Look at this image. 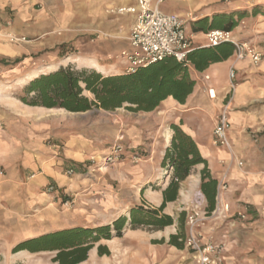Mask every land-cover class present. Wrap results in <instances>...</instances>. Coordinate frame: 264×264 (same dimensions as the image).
Returning <instances> with one entry per match:
<instances>
[{
    "label": "crops",
    "instance_id": "0c3cea01",
    "mask_svg": "<svg viewBox=\"0 0 264 264\" xmlns=\"http://www.w3.org/2000/svg\"><path fill=\"white\" fill-rule=\"evenodd\" d=\"M49 1L0 0L3 19L15 13L7 31L32 40L28 42L31 43L28 48L21 47V52L10 47L0 48V56L10 52L18 53L17 57L27 55L29 51L41 53L79 37L77 33L59 34L55 29L48 30L55 23L52 19H34L35 14L31 13L34 3ZM86 5L92 14L98 6L129 7L136 5V0H86ZM159 8L168 14L191 18L188 31L195 48H207L208 42L205 33L193 32L191 22L205 18L211 21L218 14L242 13L234 33L251 42L264 38L260 35L264 32V0H178L166 1ZM102 15L104 29L110 30L116 25L106 20L109 16ZM121 21L123 27L118 28L121 31L100 37L108 48H114L107 50L115 55L128 47L129 32L126 33L124 23L129 29L133 18L122 16ZM100 60L99 56L83 55L69 57L60 63L95 69L104 76L125 71L116 66H103ZM58 65L44 66L20 81L0 85V251L12 250L22 242L62 230L111 224L121 217L117 213H123L131 201L140 203L144 200L159 207L163 202L162 191L168 187L172 176L171 173L166 182L159 183L163 178L165 151L174 134L171 124H176L196 142L218 183L226 180L229 189L221 193L220 204L229 205L231 215L246 214L244 220L235 218L234 228L206 221L201 228L203 242L227 244L222 253V264H264V60L254 65L249 60L236 62L233 55L226 61L210 64L203 72L189 66L196 85L186 103L179 104L169 98L150 113L134 114L117 109L74 114L63 109L31 107L19 101L23 86L42 74L56 71ZM232 66L236 68L237 88L229 113L232 125L229 137L233 147L230 152L214 146L213 130L216 117L225 105ZM120 136L124 137L125 158L119 164L105 168L100 176L104 185L118 184L117 194L112 186L97 191L94 183L91 182V186L82 177L67 175L69 169L82 173L92 157L99 159L107 155ZM136 149L140 150L139 154L135 153ZM134 156H142L137 165L133 162ZM240 161L244 163L243 167L238 166ZM203 169V165L197 166L181 184L180 198L167 205L166 214L175 217L190 207L191 201L201 193ZM156 183L158 189H147V185ZM50 186L55 187L53 193L48 192ZM94 192L96 196L92 197ZM78 195L89 202L84 210H64L67 198ZM165 232L126 228L121 238L96 244L87 261L81 264H195L194 254L188 249L167 245L170 236L175 235L176 227H167ZM158 241L165 244L159 245ZM99 246H106L110 255L99 256ZM47 254L54 255L52 261L56 252L22 251L13 256L23 261Z\"/></svg>",
    "mask_w": 264,
    "mask_h": 264
},
{
    "label": "trees",
    "instance_id": "16d2710c",
    "mask_svg": "<svg viewBox=\"0 0 264 264\" xmlns=\"http://www.w3.org/2000/svg\"><path fill=\"white\" fill-rule=\"evenodd\" d=\"M256 12V11H255ZM240 12L218 14L210 21L208 18L191 22L194 33L210 31H234ZM66 45L58 47L53 53L59 58H69L65 53ZM235 47L231 43H222L216 47L195 48L187 62H178L167 58L135 74L125 71L120 74L104 76L95 69L78 68L75 65L59 66L56 71L42 74L29 81L19 95L23 104L47 109H63L69 113L82 114L98 109L116 111L126 108L135 113H150L158 110L163 102L173 98L179 104H185L193 93L196 82L191 78L189 66L196 71H205L210 64L228 60L234 55ZM22 60H16L15 65ZM8 64L0 61V68ZM174 134L165 151L162 167L172 173L168 187L162 191L163 202L159 207L146 208L134 204L130 212L132 228L147 227L151 231H161L177 225V234L171 235L169 245L184 248L187 235L186 212H180L177 219L165 213L167 205L179 200L181 184L186 181L194 169L203 165L201 171V192L207 200V212L216 207L218 181L208 168L196 142L187 135L180 125L171 124ZM158 189V188H157ZM128 223L122 216L112 224L94 228L76 227L46 234L25 242L12 249V254L22 251L30 253L56 252L53 264H81L87 261L89 252L102 240L121 238ZM99 256H109L106 246H99Z\"/></svg>",
    "mask_w": 264,
    "mask_h": 264
},
{
    "label": "built area",
    "instance_id": "2783aa9c",
    "mask_svg": "<svg viewBox=\"0 0 264 264\" xmlns=\"http://www.w3.org/2000/svg\"><path fill=\"white\" fill-rule=\"evenodd\" d=\"M166 1L178 0H136V5L129 7H116L109 10V13L119 16H132L133 21L127 38L128 47L121 51L116 57L125 67V72L135 74L143 68L159 63L167 58H174L178 62H187L188 55L195 49L192 42V35L188 31L186 18L175 14L163 12L159 6ZM208 47H216L222 43H231L235 47V61L249 60L257 65L264 60V54L249 42H242L234 31L214 30L206 34ZM236 68L232 66L229 72L230 87L225 98L223 110L216 117L213 130V144L216 147L232 151V143L229 131L232 128L229 113L231 103L235 95L237 84L235 82ZM209 77H206L208 80ZM212 91H210L211 93ZM215 98V95H211ZM125 158L124 137L116 138L111 146L110 152L101 158L92 157V164H99L103 167L118 164ZM140 161L139 156L133 157V162ZM238 166L243 167V162H238ZM75 169L67 171L68 176L76 174ZM229 186L226 180L218 183L216 207L212 212H207L204 208L207 200L202 194H198L193 202V208L186 218L187 235L185 239L186 248L194 254L195 264H222V253L226 250L227 244L203 242L201 228L206 221L213 220L229 228L235 227V218L244 220L246 214L238 212L231 215L229 205H221V193L227 191ZM55 191L54 186L48 188L49 193ZM69 201H65V206H69Z\"/></svg>",
    "mask_w": 264,
    "mask_h": 264
},
{
    "label": "rangeland",
    "instance_id": "374dc122",
    "mask_svg": "<svg viewBox=\"0 0 264 264\" xmlns=\"http://www.w3.org/2000/svg\"><path fill=\"white\" fill-rule=\"evenodd\" d=\"M71 1L60 0L61 4L57 0H50L49 1L50 3L49 2L34 3V5L31 8V13L33 12V14H35V16H36V18H34L35 20H39V21L40 20L41 21H44V20L49 21L50 19L54 20L55 21L54 25L52 26V28H48V30L55 29L59 32V34H62V33H65V34L77 33V34H79V37L76 38L74 41L64 44L67 46L65 49V53L67 54V57L68 56L69 57L83 56V55L99 56V57H101L100 62L102 63L103 66H108V67H115L116 66L115 68L119 69L120 71L125 70V67L121 64V62H119L116 59V57L118 55L117 54L115 55L111 52L110 53L108 52L109 49L112 50L114 48H108L109 46L104 44V42L100 39V37H103V36L108 37V36L112 35V33L115 30H116V32L117 31L119 32L122 30V29H118L120 27L121 28L123 27V26H121L122 25L121 24L122 23V21H121L122 16L109 13L110 9L116 8V7L115 6H110V7L98 6L97 9L94 12H92V14H91V12H90L91 8L88 5H86V0H71ZM13 14H15V13H10L9 18H7V19H3L0 16V20H1L0 21V44H3L0 48H9L10 47V49L13 48L16 52L17 51L21 52L20 51L21 47L22 48L23 47L28 48V46H31V43H28V42H31L32 40H30L28 38H23L19 34H13V33L7 31L9 28H11L12 21L15 19V15H13ZM102 14L109 16V17H106V20L111 21L114 25L116 24L110 30L108 29L109 31L113 30L111 33L108 30L103 28V25H102L103 15ZM88 16L89 17L91 16V17L88 18ZM190 19L191 18H186L188 23H189ZM32 20H33V18H32ZM91 23H94V24H91ZM59 24L61 26H59ZM124 25L126 27L125 31L128 34V32H129L128 30H130V27L132 24H129V29L127 28V25L125 23H124ZM106 31H108V32H106ZM108 33H110V34H108ZM260 35H264V32H262V33L260 32ZM236 36L242 42H249L253 46H255L260 52H263L262 50H264V38L257 39L255 42H251L249 39L248 40H242L240 38L239 34H236ZM81 39H83V40H81ZM57 48L48 49V50L41 52V53L29 51L26 53L27 55L23 54L22 57H17L18 53H12V52H10V54L9 53H3V54L1 53L2 55L0 56V61L6 62V64H8V67L7 68H0V85L8 86L14 80L20 81V79H22L23 77L28 75L30 72L36 71V70H41L44 66L51 65L53 63H56V64L59 63L58 66H61L62 63H60V62L63 59L59 58L56 53H53V51H55ZM107 48H108V50H107ZM19 56H21V55H19ZM18 58L22 59V62L15 65L14 61ZM64 59H66V58H64ZM63 66H67V65H63ZM111 74L114 75L117 73H109L108 75H111ZM23 87H22V90H23ZM22 90H21V92H22ZM21 92L19 93V95L21 94ZM19 95H18V97H19ZM122 109H124L125 111H128L130 113L138 114L135 112H131V111L127 110L126 108H122ZM95 110H98V109H95ZM164 148L165 147H163V149ZM135 151H136L135 153H137V154L140 153L139 149H136ZM141 159H142V156L140 158V161L137 163H134V164H136V165L139 164L141 162ZM111 166L112 165H109L107 167H103L99 164H92L90 162L88 164V167L86 169H84V171L82 173L78 172L76 170L77 172L75 175L82 177L83 180H87L89 185H91V186H92L91 182L94 183L98 189L97 191L106 190V189H108L107 188L108 186H110V187L112 186L113 191L116 192V194H117V189H118L117 183L112 182L108 186L104 185V183H101L102 177H100V176H102L101 174H103V172H105L103 170L105 168H108ZM162 169H163L162 170L163 178L159 181V183L161 181L166 182V180H168V177H169L168 175H171L169 170H166L163 167H162ZM74 176H69V177L72 178ZM106 178H107V176H106ZM106 178L104 177V180H107ZM157 186H158V183H156V185H151V186L149 184V185H147V189H150V187L152 189H157L158 188ZM160 187H163V185H160ZM84 194H86V193H84ZM199 194H202V192ZM81 196L82 195L68 197L66 201H69L70 204H69V206H65V202H64L63 209L68 210V211H74L76 208H78V209L83 208V210H84V206H86V203L88 204L89 202H87L85 198L80 199ZM91 196L95 197L96 192H94ZM93 199H95V198H93ZM101 200L102 199H100V201ZM194 201H195V198L191 201L190 207H188L185 211L186 212V218H187L188 213L193 208V202ZM134 204L143 205L146 208L155 207V206L149 204L147 201H144V200H141L140 203H134L133 201L129 202L127 207H125L124 210L122 211L123 213H121V212L117 213L121 217L126 216L128 218V223H127V227H126L128 229L131 228L130 212H131V208ZM206 208H207V205L204 209L206 210ZM89 213H90V211H87V214H89ZM178 214L179 213H177L175 215V217H174L175 219H177ZM211 221H213V220H211ZM213 222L217 225L218 224L223 225V224L215 222V221H213ZM174 226L176 227V233L175 234H177V225H174ZM142 228L145 230H148L149 232H160V231H151L147 227L146 228L142 227ZM165 229L161 230V232H164V234L166 233ZM158 244L163 245V244H165V242L164 241H158ZM167 245L170 246L169 241H168ZM183 249H185V250L187 249L185 246V243H184ZM13 255L14 254H12V250L0 251V264H53L51 261V258L54 256V255L47 254V255H41L40 257H38L36 259L19 261Z\"/></svg>",
    "mask_w": 264,
    "mask_h": 264
}]
</instances>
